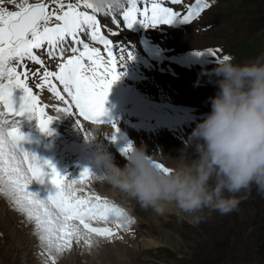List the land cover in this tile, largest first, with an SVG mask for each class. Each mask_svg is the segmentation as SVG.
I'll return each mask as SVG.
<instances>
[{
	"label": "rangeland",
	"instance_id": "obj_1",
	"mask_svg": "<svg viewBox=\"0 0 264 264\" xmlns=\"http://www.w3.org/2000/svg\"><path fill=\"white\" fill-rule=\"evenodd\" d=\"M29 2L34 3L38 0H29ZM42 2L50 5V11L57 8V5L52 4L51 0H42ZM187 2L194 3V0H187ZM64 3L66 5L68 3L78 4L80 11L95 14L100 20V25L102 19L106 18V15L102 13H93L91 9L85 8L82 0H64ZM163 3L165 7H172L181 12L185 11L183 6L172 5L170 0H163ZM210 3L211 7L205 9L200 17L191 24L174 27L163 24L162 27L151 28L147 31V35L154 44L164 50V54L161 56H166L165 61L158 62L147 58L146 51H144L145 62L143 65L146 63L150 70H145L146 66L143 68L138 63L141 58V49L136 33L121 31L113 37L118 39L117 43H114L116 49L114 54L117 57L121 55L119 51L121 46L134 55V59L127 60V54L124 53L126 63L119 69L123 75L118 81L125 88L127 85L134 87L138 97H142V111L148 112V106L157 109L165 106L170 111L168 114L169 111L162 110L168 115L158 116L160 119L157 121H161L162 127L157 129L154 134L143 130V135L134 136L132 131L135 129L128 130L126 128L125 131L129 132L126 135L127 145L131 143L137 147L146 146L150 154L158 152L160 159L169 156L176 158L180 155V150L188 142L193 129L211 111L209 98L213 97L217 91L216 86L209 82V75L205 72V69L210 70L215 67L217 62L213 63L214 57L207 54L204 58H199L195 54L197 51L209 48L220 49L222 50L221 56H232L237 62H245L264 54V21H260L264 20V0H210ZM138 4H142V8L144 7L143 0H138ZM6 6L10 10H15L13 5ZM128 6L126 0L124 7ZM114 14L119 19L117 13ZM106 21L111 30L125 29L123 21L120 26L114 25L112 15ZM56 22L53 20L52 23ZM103 27L108 31V28ZM160 31L165 32L163 38L159 35ZM143 32L144 29L141 28V33L143 34ZM82 35L86 36L85 40H88L87 33ZM258 39L262 40L259 51L251 54L254 47L247 42L258 41ZM91 42L98 44L95 41ZM91 47L94 46L91 45ZM101 53L107 58L106 51L104 53L101 50ZM152 54L156 56V52ZM250 54L251 56H248ZM179 55L189 56L192 60L191 63L195 64L193 71L185 73L188 68L183 69L179 64L169 59L170 56L178 57ZM164 71L165 73H163ZM133 75H136L139 82L134 81ZM140 86H143L141 90H137ZM130 98L136 100L134 96ZM48 104L49 108L53 105L52 103ZM54 104L57 105L56 102ZM128 104L129 101L126 103V108H128ZM139 104L138 102L137 105ZM50 109L49 111L56 112V117L58 114L64 115L53 110L52 107ZM140 114L145 115L144 113ZM163 117L169 120L168 124L163 125ZM60 127L62 136L68 140L64 142L65 146L56 144L55 155L48 157L47 160L51 159V162H54L56 167L58 166L57 169H61L59 171L63 172H60L62 175H66L70 179H77L84 168L92 169V172L101 171L98 165L90 167L91 162L96 160L95 154L98 150L109 152L110 149L115 154L118 152L123 160H116V162L120 165L126 163V155L121 151L123 148L116 147L108 133L109 128L107 131L105 130L103 136L98 135L93 141L94 148L93 144L86 140L83 132L73 125L71 127L67 117H65V121L60 122ZM70 130H72V135L68 132ZM78 141L83 143H78ZM108 142H112L115 146L108 147ZM69 143L78 144L70 149ZM45 171H47L46 168ZM48 171L51 170L48 169ZM44 180L45 186L53 185L50 177H45ZM95 181L93 179L81 187H85L86 192H94L115 203L117 201V204L122 202L138 215L135 216L126 209L131 213L129 216L135 220L134 223L128 225L130 230L119 229L118 235L111 240L93 237L94 240L102 242V247L105 245L104 247L113 249L112 254L115 253L116 258L113 259L112 255H109L113 261L109 262L111 264H264V254H257L254 247V237L257 236L255 227L264 224V194L257 192L255 187L247 193V198L242 200L236 211L228 215H220L218 212L205 210L203 215L206 216V219L193 225L187 218H182L175 209L163 216H157L151 210L142 208L136 201L115 193L109 185ZM38 182L34 180L29 186V190L38 194L40 192ZM1 202L5 203L2 207ZM13 203L0 193V264H45L47 251L43 257L37 254L43 245L39 239L38 230L33 226L35 222L29 221L26 214L13 206ZM94 226H96L95 223ZM109 226L115 227V225ZM83 244L86 245L83 241L79 244L74 242L71 251L58 255L56 264H93L94 262H90L91 259L103 258L104 251L102 250H85L83 252ZM88 248L86 246V249ZM80 251H82L81 256L75 260L73 253L80 254Z\"/></svg>",
	"mask_w": 264,
	"mask_h": 264
},
{
	"label": "snow or ice",
	"instance_id": "obj_2",
	"mask_svg": "<svg viewBox=\"0 0 264 264\" xmlns=\"http://www.w3.org/2000/svg\"><path fill=\"white\" fill-rule=\"evenodd\" d=\"M82 2L93 13H100L90 0ZM51 3L57 8L50 11V5L42 0L34 3L0 0V193L10 196L28 220L35 222L39 239L47 251L45 264L49 261L56 264L58 255L71 251L74 242L83 241L91 247L93 236L111 240L118 235L119 229L130 230L128 225L135 222L117 203L81 187L94 179L91 169L84 168L77 179H70L62 175L50 160L42 161L23 147L28 137L18 126L17 118L30 114V118L38 122L41 132L50 135V124L59 118L48 114L49 105L42 104L41 98L29 87L30 75L39 76L42 82L37 87H46L64 105L53 104L51 107L75 117L78 129L87 138L89 132L80 118L95 125L103 123L101 117L107 115L105 104L111 88L123 75L119 69L126 63L124 53L127 60L134 59L133 53L123 46L119 48V57L114 54L113 41L101 32L100 20L95 14L80 11L78 4L66 5L64 0H51ZM127 3L129 6L123 7L119 13L128 29L136 24L144 27L177 22L191 24L211 7L210 0H194V3L170 0L172 5L183 6L184 12L165 7L163 0H143L142 9L138 7V0H127ZM6 5H13L15 10ZM114 13L117 12L109 9L102 14L112 15L113 23L120 26L121 21ZM53 20L57 22L53 24ZM85 33L92 41L104 46L107 58L99 47H91L81 39ZM34 50H44L53 58L59 56L62 62L58 64V70H48L41 55ZM68 51L74 55L65 59ZM221 52L209 48L195 54L210 55L217 63L230 58L229 55L221 56ZM25 60L44 68L42 74L39 69L32 72ZM57 82L63 86L62 91ZM17 90L23 91L19 103L15 96ZM112 128L111 139L115 141L119 128L115 122ZM131 147L129 143L122 153L127 156ZM45 168L51 171L47 172ZM45 177H50L56 191L41 199L29 190V186L34 180L43 183Z\"/></svg>",
	"mask_w": 264,
	"mask_h": 264
},
{
	"label": "clouds",
	"instance_id": "obj_3",
	"mask_svg": "<svg viewBox=\"0 0 264 264\" xmlns=\"http://www.w3.org/2000/svg\"><path fill=\"white\" fill-rule=\"evenodd\" d=\"M90 2L103 13L119 12L126 0ZM205 72L217 89L209 98L211 111L178 157L160 159L158 152L132 145L120 165L111 152L98 150L101 171L93 172L94 180L157 216L175 209L193 225L206 219L205 210L236 211L253 187L264 194V54L245 62L230 56ZM102 133L92 129L86 140Z\"/></svg>",
	"mask_w": 264,
	"mask_h": 264
},
{
	"label": "bare ground",
	"instance_id": "obj_4",
	"mask_svg": "<svg viewBox=\"0 0 264 264\" xmlns=\"http://www.w3.org/2000/svg\"><path fill=\"white\" fill-rule=\"evenodd\" d=\"M113 24V23H112ZM115 25V24H114ZM112 26V25H111ZM116 29V28H115ZM81 39H84L85 40V38H81ZM85 42L86 43H88V40H85ZM152 53H155L154 52V50L153 51H151L150 52V54L151 55H153ZM154 56V55H153ZM185 86V85H184ZM143 86H140V87H138L137 88V90H141V88H142ZM183 87V86H182ZM190 90H192V89H190ZM137 92V91H136ZM184 94V93H183ZM129 99V95L126 93V92H122V90H120L119 88H117V87H114V90L112 89L111 90V92H110V94H109V96H108V98H107V102H106V104H105V107H106V109H107V115H105V116H103V117H101V120L103 121V123L101 124V125H95V126H91V125H89V124H87V123H85V122H83L82 120H81V122L84 124V126H85V129L87 130V129H96V128H98V129H100L101 131H103V133L101 134V136H103L104 135V133H105V130L107 131V128H109L110 130H108V133L111 135L112 133H113V131H114V129L112 128V126L111 125H107V121H116V124H117V126H118V128H119V132L116 134V140H117V144H123L125 147L127 146V140H126V135H127V133H129V132H127V131H125L126 130V128H128V130L129 129H135L134 131H132V134L134 135V136H139V135H143L144 133H143V130L145 131V132H149V133H152V134H154L155 133V131H149V129H150V127H151V125H150V122L146 119V116L145 115H141L140 113H141V111H139L137 108H136V105H137V103L138 102H135V103H133V106L135 107V111H131L130 109H129V107H130V104H128V108H126V103L129 101L128 100ZM128 100V101H127ZM54 102H56L57 103V105L60 107V106H62V102H60V101H58L56 98H55V96H54ZM49 105V104H48ZM51 108V107H50ZM49 108V109H50ZM53 108V107H52ZM51 110V109H50ZM53 110H55V108H53ZM162 110V108H159V110H156L155 112H154V116L155 117H157V116H164L165 114H166V112H164V111H161ZM59 113V112H58ZM57 113V114H58ZM131 113H133L132 115H131ZM57 116H61V117H63L64 115H60V114H58ZM121 120V121H120ZM68 123L71 125V127H72V125L73 126H75L76 127V129H78V127H77V125H76V118L75 117H73V116H71L70 118H69V120H68ZM157 124L158 125H161V121H157ZM64 126H65V124H64ZM62 127V126H61ZM60 127V128H61ZM68 127V126H67ZM65 128H66V126H65ZM155 128V127H154ZM63 129V128H62ZM71 129V128H70ZM66 130H67V128H66ZM73 130V129H72ZM72 130H70V131H68L69 132V134H71L72 135ZM76 131V130H75ZM67 132V131H66ZM81 132V131H80ZM65 133V132H64ZM45 134H47L46 132H42V137L45 135ZM67 134V133H66ZM62 135V134H61ZM68 135V134H67ZM130 136V135H129ZM68 137V136H67ZM86 138V137H85ZM132 138H134L133 136H132ZM128 139V138H127ZM107 141V140H106ZM83 143V142H82ZM106 143V142H105ZM97 145V144H96ZM107 145V144H106ZM113 145V143L111 142H108V147H110V146H112ZM106 146V147H107ZM113 146H115V145H113ZM117 147V146H116ZM124 147V148H125ZM112 148V147H111ZM93 149V148H92ZM97 149V148H96ZM114 149V148H113ZM117 150V149H116ZM116 150H114V151H116ZM119 150V149H118ZM150 150V149H149ZM109 152H111L114 156H115V159L118 161H122L123 160V158H121V154H119L118 152H117V154H115L113 151H111L110 149H109ZM95 153V152H94ZM96 155V154H95ZM58 156V155H57ZM91 156V155H90ZM51 157V156H50ZM59 157V156H58ZM92 157V156H91ZM95 157V156H94ZM93 157V158H94ZM50 159V158H49ZM47 160V159H46ZM56 160V159H55ZM50 161H51V159H50ZM91 161V160H90ZM62 162V161H61ZM54 163V162H53ZM56 164H57V161H56ZM55 165V164H54ZM59 165V164H58ZM94 165H97V163H96V160H93L92 162H91V165H90V167L91 168H93V166ZM59 166H61V165H59ZM58 167V166H57ZM56 167V168H57ZM62 167V166H61ZM63 168V167H62ZM96 168V167H95ZM47 169V171H48V168H46ZM59 170H61V169H59ZM64 170V169H63ZM66 170V169H65ZM91 171H92V169H91ZM94 171V170H93ZM49 172V171H48ZM61 173H63L62 171H60ZM38 182V181H37ZM94 182V181H93ZM96 182V181H95ZM36 183V182H35ZM38 183H40V182H38ZM44 183H45V180H44ZM102 184V183H101ZM38 185L36 184V187H37ZM99 186V185H98ZM32 187V186H31ZM39 187V186H38ZM38 189V188H37ZM35 192V191H34ZM103 192V191H102ZM36 193V192H35ZM2 201V200H1ZM14 204V203H13ZM5 205V203H3V202H1V207L2 206H4ZM7 206V205H6ZM13 206H15L17 209H18V207L14 204ZM4 209V208H3ZM19 210V209H18ZM124 235V234H123ZM94 237V236H93ZM104 239V238H103ZM117 240V239H116ZM120 240V239H119ZM118 240V241H119ZM125 240V239H124ZM93 241H94V243L92 244V246L91 247H89L88 245H84L83 244V246H84V249L82 250L83 252L85 251V250H102V251H104V253H103V258H96L97 260H95V259H91L90 260V262H94L93 264H111V263H109V262H113L112 261V258L113 259H115L116 258V255H115V253H113L112 254V251H113V249H111V248H109V247H102V242H100V241H97V240H94L93 239ZM113 242V241H112ZM121 242V241H120ZM111 243V242H110ZM109 243V244H110ZM116 243V242H115ZM118 243V242H117ZM107 244V243H106ZM109 244H107V245H109ZM120 244V243H119ZM121 245H123V244H121ZM86 246H87V248L88 249H86ZM99 246H101L102 248L100 249V247ZM114 246V245H113ZM117 246H118V244H117ZM120 246V245H119ZM96 248V249H93V248ZM121 247V246H120ZM82 248V247H81ZM80 248V249H81ZM114 248H116V247H114ZM41 249V248H40ZM43 255L44 254H46V249H45V247L43 246ZM82 251H80V254H77V253H73V256L75 257V260H77L80 256H81V252ZM37 252V251H36ZM38 255H40L39 253H37ZM43 255H41V257H43ZM109 255H112V258H110V256ZM107 256V257H106ZM83 257V256H82ZM81 257V258H82ZM39 258V257H38ZM80 258V259H81ZM119 258V257H118ZM122 259H123V257H122ZM79 261V260H78ZM77 261V262H78ZM122 262V261H121Z\"/></svg>",
	"mask_w": 264,
	"mask_h": 264
},
{
	"label": "trees",
	"instance_id": "obj_5",
	"mask_svg": "<svg viewBox=\"0 0 264 264\" xmlns=\"http://www.w3.org/2000/svg\"><path fill=\"white\" fill-rule=\"evenodd\" d=\"M255 228L257 229V236L254 237V247L256 248L257 254H264V224H261L259 227Z\"/></svg>",
	"mask_w": 264,
	"mask_h": 264
}]
</instances>
